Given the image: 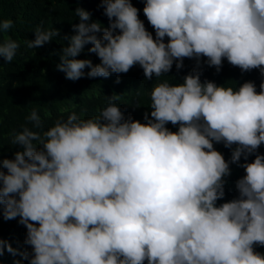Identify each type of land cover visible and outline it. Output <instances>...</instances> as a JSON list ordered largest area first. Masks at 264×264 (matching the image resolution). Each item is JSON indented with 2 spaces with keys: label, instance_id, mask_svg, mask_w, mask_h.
<instances>
[{
  "label": "clouds",
  "instance_id": "9594fccd",
  "mask_svg": "<svg viewBox=\"0 0 264 264\" xmlns=\"http://www.w3.org/2000/svg\"><path fill=\"white\" fill-rule=\"evenodd\" d=\"M100 4L110 23L99 38L101 24L75 9L80 22L64 37L69 43L57 65L69 80L83 77L85 68L89 78H107L136 64L146 79L159 78L174 62L180 69L184 58L199 64L201 57L217 71L226 58L264 76V0H145L155 39L131 0ZM12 26L0 19V33ZM34 32L32 49L60 34ZM89 43L99 64L76 59ZM19 47L9 37L0 42V57L12 62ZM150 97L146 123L125 119L115 103L120 95H112L99 116L72 112L43 137L28 127L12 137L23 150L0 160V206L5 220L19 217L26 226L32 254L20 255L30 264H264L254 249L264 246V155L242 165L239 198L216 206L231 171L213 146L237 145L231 162L239 163L264 143V81L259 92L252 81L234 89L202 83L194 71L182 84L156 83ZM27 119L44 126L36 110ZM5 247L17 254L0 239V256Z\"/></svg>",
  "mask_w": 264,
  "mask_h": 264
},
{
  "label": "trees",
  "instance_id": "16d2710c",
  "mask_svg": "<svg viewBox=\"0 0 264 264\" xmlns=\"http://www.w3.org/2000/svg\"><path fill=\"white\" fill-rule=\"evenodd\" d=\"M131 2L139 10V18L144 22L146 30L152 33L155 39V30L143 12L145 0ZM77 7L91 13L88 23L101 24V31L96 35L98 38L102 37L103 29L107 28L110 22L104 14L100 0H0V19H11L13 22L10 29L0 33V42L10 37L20 45L12 62L8 63L0 57V64H3L0 68V160L14 159L15 153L23 150L22 145L12 144L11 141L24 127L38 132L43 137L44 131L53 126L57 119H67L72 112L80 119L99 116L101 110L110 103L112 95H120L115 103L124 113L125 119L131 116L134 120L146 123L145 113L152 119L150 93L154 85L165 81L173 85L182 84L184 77L194 71L200 73L202 83L213 81L217 85L235 89L246 81H252L256 85V91H260L264 76L259 69L242 71L239 67L231 65L226 58L219 71L215 66L206 63V57H201L199 64L196 58H184L182 68L177 69L174 62L171 70L159 78L153 75L151 79H146L142 67L136 64L127 73H113L107 78H89L87 72L90 69L85 68L83 77L75 81L69 80L63 71L58 70L57 65L60 63L63 47L69 43L64 37L74 35L72 25L80 22L79 17L75 16ZM37 27L44 30L59 29L60 34L50 42L32 49L27 47V42L35 39L34 30ZM164 41L168 42L167 36ZM91 46L90 43L86 44L76 59H90L93 65L99 64V57L88 51ZM33 110L41 117L44 124L42 128H34L32 122L27 119ZM166 127L176 132L179 125L169 122ZM213 146L229 162L231 171L229 176L224 177L225 195L217 200L216 206H219L239 198L236 182L246 174L242 165L252 162L257 154L264 155V143L256 152L248 155L247 161L242 156L239 163L231 162L232 150L237 145L229 148L222 142L213 141ZM36 147L40 149L42 146L36 144ZM3 170L7 172V169ZM26 235V226L19 223V217L5 220L0 206V239L18 250L17 254L13 255L5 247L3 255L0 256V264H15L18 260L21 264H30V259L20 255L25 251L32 254V247L25 243ZM254 249L264 254V246L255 245ZM144 264H147V261Z\"/></svg>",
  "mask_w": 264,
  "mask_h": 264
}]
</instances>
